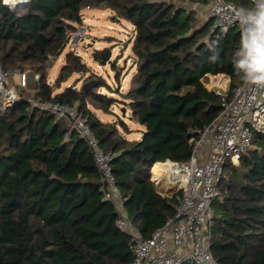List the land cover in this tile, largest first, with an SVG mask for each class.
I'll list each match as a JSON object with an SVG mask.
<instances>
[{
	"label": "trees",
	"instance_id": "trees-1",
	"mask_svg": "<svg viewBox=\"0 0 264 264\" xmlns=\"http://www.w3.org/2000/svg\"><path fill=\"white\" fill-rule=\"evenodd\" d=\"M209 1L28 0L19 10L0 1L3 70L29 64L38 74L35 99L77 103L104 151L112 154L124 207L142 238L174 214L179 194L156 188L149 179L151 165L186 161L199 130L221 110V96L203 79L227 75V99L243 83L237 64L249 25L212 31L210 17L195 25L196 15L187 5ZM230 1L253 6L251 0ZM86 6L109 9L112 19L131 24L135 72L126 92L117 91L127 117L141 128L137 139L127 136L131 129L124 117L103 122L94 113H112L108 95L61 88L70 74L84 69L74 51L65 53L53 83L46 82L49 55L62 53L66 29L73 32L71 23H82ZM67 128L66 119L25 99L0 111V264H131L129 234L115 224L92 151L77 132L66 136ZM220 184L212 205V255L222 264H264L263 134H256L238 165H225Z\"/></svg>",
	"mask_w": 264,
	"mask_h": 264
},
{
	"label": "built area",
	"instance_id": "built-area-1",
	"mask_svg": "<svg viewBox=\"0 0 264 264\" xmlns=\"http://www.w3.org/2000/svg\"><path fill=\"white\" fill-rule=\"evenodd\" d=\"M13 10L27 5L28 0H0ZM252 8L238 7L230 0H211L208 7L211 30L225 32L241 24H248L246 15L259 0H251ZM88 7V6H87ZM84 28L72 34L75 45L83 38ZM52 58V55H49ZM9 74L0 63V111L12 103L25 99L39 110L48 111L68 121L66 136L77 132L93 154L100 173L104 198L112 202L118 228L130 237L131 264H222L210 251L212 205L220 195V181L224 167L236 164L249 149L256 134L264 135V86L239 84L227 99L226 93L213 89L222 98L217 116L199 130L186 162L157 161L150 167L149 179L165 194L179 191L175 212L151 234L142 238L133 225L112 172V154L104 151L77 104L53 100L30 99L21 92L26 88L28 74L17 70ZM38 79V74H34ZM171 189L170 192H167Z\"/></svg>",
	"mask_w": 264,
	"mask_h": 264
},
{
	"label": "rangeland",
	"instance_id": "rangeland-1",
	"mask_svg": "<svg viewBox=\"0 0 264 264\" xmlns=\"http://www.w3.org/2000/svg\"><path fill=\"white\" fill-rule=\"evenodd\" d=\"M209 5L210 1L205 5L196 3L187 5L191 7L196 15L195 25L209 18ZM111 15L112 12L106 8L99 7L91 9V7L87 6L84 8L82 23H71L75 28V30H73L74 32L81 27L84 28L82 40L79 44L75 45L73 36L70 34L62 53L56 58L54 56H52V58L49 57L46 68V82L50 84L53 83L54 78L65 63V53L68 50H72L79 55L80 61L84 62V69L81 72H73L70 74L69 77L61 82V88L65 85L82 88L83 84L92 81L93 84L90 89H96L97 92L102 93L104 96L108 95L109 97L108 101L111 104L110 109L112 113L106 112V119L113 122L117 120L118 117H124L128 123H131V118L127 117V114H129L128 107L119 100L122 96L117 90L118 88L120 91L128 89L131 85V77L135 72V66L133 65L134 57L131 51L133 31L128 21L124 19H112ZM106 50L110 51L109 60L105 64H100L101 58L96 60V55L101 56L100 53ZM17 70L26 71V73L27 70L33 71L29 64H25L24 67L6 68V71L10 75V81H12V77ZM115 71L118 72V79L114 77ZM216 77L219 78L216 80ZM224 78H227V80L222 85L219 82L223 81ZM99 81L103 84L101 86H96ZM203 82L208 89L213 90L215 88L220 90L223 94L227 91L229 77L225 74H208L203 79ZM28 86L29 80L26 88H24L23 94L30 99H34L33 94L35 89L29 90ZM26 92L29 94H26ZM104 96H99L98 98L101 99ZM122 107L125 109L124 116L121 111ZM235 165H238V163ZM228 179L229 176L224 180V183ZM219 186H221V184Z\"/></svg>",
	"mask_w": 264,
	"mask_h": 264
},
{
	"label": "clouds",
	"instance_id": "clouds-1",
	"mask_svg": "<svg viewBox=\"0 0 264 264\" xmlns=\"http://www.w3.org/2000/svg\"><path fill=\"white\" fill-rule=\"evenodd\" d=\"M246 19L249 26L242 35L243 57L237 67L243 73V82L261 87L264 86V0H259Z\"/></svg>",
	"mask_w": 264,
	"mask_h": 264
},
{
	"label": "crops",
	"instance_id": "crops-1",
	"mask_svg": "<svg viewBox=\"0 0 264 264\" xmlns=\"http://www.w3.org/2000/svg\"><path fill=\"white\" fill-rule=\"evenodd\" d=\"M91 9H94V8H91ZM27 73H28V80H29V86H28V89H35V86L37 85V81L38 79L34 78V72L33 71H29L27 70ZM221 76V75H220ZM217 78L219 77H216V80ZM227 78L219 83H221L222 85L224 84V82H226ZM127 90V89H126ZM125 91H121V93H124L126 92ZM94 113L100 118L101 121L103 122H110L109 120L106 119V116H105V113L102 112L101 110L99 109H93ZM131 123H128L129 126H130V129H131V132L127 134V136L129 137V139H133V138H139L140 137V127L138 126V124L136 123V121L134 119L131 118Z\"/></svg>",
	"mask_w": 264,
	"mask_h": 264
},
{
	"label": "water",
	"instance_id": "water-1",
	"mask_svg": "<svg viewBox=\"0 0 264 264\" xmlns=\"http://www.w3.org/2000/svg\"><path fill=\"white\" fill-rule=\"evenodd\" d=\"M109 57H110V51L109 50L101 52L100 64H105L109 60ZM92 84H93V82L89 81V82L83 84L82 89H85V90L90 89L92 87ZM124 110H125L124 107H122L121 111H122L123 116L125 115ZM170 191H171V189L167 190V192H170Z\"/></svg>",
	"mask_w": 264,
	"mask_h": 264
}]
</instances>
